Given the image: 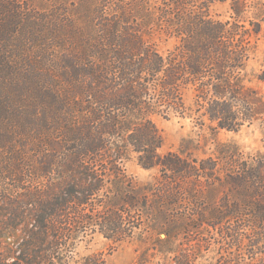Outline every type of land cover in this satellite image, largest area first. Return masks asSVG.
<instances>
[{
    "label": "trees",
    "instance_id": "obj_1",
    "mask_svg": "<svg viewBox=\"0 0 264 264\" xmlns=\"http://www.w3.org/2000/svg\"><path fill=\"white\" fill-rule=\"evenodd\" d=\"M37 1L0 0V264H105L88 238L98 233L121 243L135 230L153 240L138 264H201L213 244L211 264H264V153L223 144L216 159L161 155L150 118L184 116L191 91L193 112L214 130L264 123V93L245 82L264 20L257 1L79 0L95 13L82 16L85 27L65 0ZM227 1L230 20L209 14L211 4ZM249 7L256 15L246 26ZM152 23L175 39L166 54L142 37ZM54 142L64 152L53 155ZM131 152L162 181L140 186L127 176L122 162ZM28 153L35 165L20 172L29 167ZM37 176L44 188L35 182L28 192L34 204L20 205L15 191ZM215 182L222 196L215 206L195 208L191 233L177 202ZM16 203L30 212L28 221L15 219ZM205 224L218 234L214 243L202 235Z\"/></svg>",
    "mask_w": 264,
    "mask_h": 264
},
{
    "label": "rangeland",
    "instance_id": "obj_2",
    "mask_svg": "<svg viewBox=\"0 0 264 264\" xmlns=\"http://www.w3.org/2000/svg\"><path fill=\"white\" fill-rule=\"evenodd\" d=\"M257 12L259 15H262L264 18V0H256ZM30 5H39L40 1L37 0H26ZM65 10L71 12V17L77 22L80 27H85L84 22L82 20L85 16L92 17L95 13L90 12L88 7H85L86 4L80 5L79 0H65ZM74 2L76 5L71 6ZM41 5V4H40ZM52 9V7H51ZM63 10V9H61ZM61 10L59 12H61ZM53 11V9H52ZM64 11V10H63ZM209 14L218 20L227 21L230 20L231 10H230V1L225 3H213L209 6L208 9ZM256 10L254 7L247 8V11L243 15L246 21L244 24L248 26V20H254L253 17ZM39 15L46 14L45 10L40 11ZM113 13V11H107L105 14L106 17H109V14ZM95 21L93 22L94 25ZM88 29L83 28L81 37L82 39L86 38L88 35ZM142 37L145 42L155 47L160 53L166 54L168 50L172 49L175 39L166 37L155 25L150 24L148 26H143ZM85 33V34H84ZM85 40V39H84ZM89 40V39H87ZM86 41V40H85ZM252 46L254 47L251 57L247 63L245 73H246V84L250 87L258 88L264 93V82H260L258 77L264 75V20L262 22V33L252 39ZM65 54L64 51L60 53V55ZM67 54V53H66ZM73 60V59H72ZM77 63V62H76ZM185 104L189 110H187L184 116L169 114L168 117H163L162 115L152 114L151 120L155 124L161 139L162 146L159 150L161 155H165L168 153L177 154L184 159H207L212 158L216 159L217 148L218 145H230L235 147L236 153H241L244 155H255L256 153H264V123L260 121H254L251 124H246L241 127L237 131H227L215 129L212 124H210L205 118L200 117L198 114L193 112L192 107V92L187 91L184 96ZM61 140L59 138L56 139V143H60ZM50 147V149H55V154L64 152L63 148H58L55 142ZM232 148V147H231ZM29 153L26 155L24 160L27 161V166H23L20 172L25 169H30L31 166L35 165L34 158L29 157ZM29 157V158H28ZM44 164V162H43ZM122 166L124 172L127 176L131 177L138 185L146 186V185H155L158 181H162L161 173L158 169H144L142 168L137 161L136 153H129L122 162ZM58 177L57 175L52 176L50 179L53 184L56 183ZM41 181V188H44L43 181L46 182L44 177L37 176L36 181L30 177L25 178L22 190L19 194H15V197L18 200V203L22 205H28L30 207V203L34 204L33 195L29 196V191H33L35 186V182ZM2 184V183H1ZM192 184L189 187H193ZM218 184L215 182L213 185H209L208 187H204V190L201 194H197V197L186 198L187 193L184 195L186 200H179L176 205V209L178 211H183L186 213H181V216H186L185 218L180 220V223H183L186 218L190 223L187 226L189 231H194L196 229V225L191 223V219L194 218L193 211L195 208H209L218 204L220 197L222 196L221 189L217 188ZM196 204L199 207H196ZM15 205V213L18 221H28L31 217L30 212H28L25 208L17 207V203ZM6 207H3V209ZM31 208V207H30ZM175 205H173L170 209L173 212ZM32 213V212H31ZM190 215V216H189ZM6 214L4 210L0 211V225L3 219H6ZM207 218L209 217L206 215ZM206 228L203 230V237L209 239L212 243H214V239H218V234L216 230H213L207 224L204 225ZM176 231L179 230L176 228ZM180 231H183L181 229ZM195 232V231H194ZM20 232H17V235ZM13 239V238H12ZM88 247L90 251L93 252H101L105 257V264H138L139 255L153 242V240L146 239L140 236V231L135 230V238L131 241H125L121 243H113L112 241H108L104 239L100 234L96 233L89 237ZM216 247L217 244L212 245V250L214 252H210L208 254L204 253L201 264H211L215 262L216 255ZM79 248L80 252L84 251V245H81Z\"/></svg>",
    "mask_w": 264,
    "mask_h": 264
}]
</instances>
